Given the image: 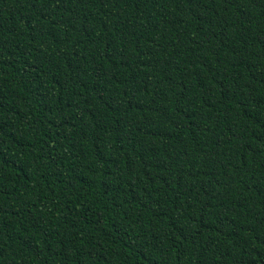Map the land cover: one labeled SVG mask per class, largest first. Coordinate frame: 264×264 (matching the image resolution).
Instances as JSON below:
<instances>
[{
	"label": "trees",
	"instance_id": "obj_1",
	"mask_svg": "<svg viewBox=\"0 0 264 264\" xmlns=\"http://www.w3.org/2000/svg\"><path fill=\"white\" fill-rule=\"evenodd\" d=\"M0 264H264V0H0Z\"/></svg>",
	"mask_w": 264,
	"mask_h": 264
}]
</instances>
